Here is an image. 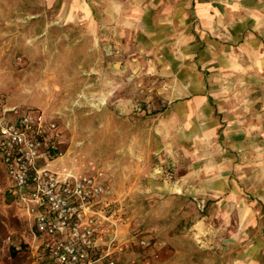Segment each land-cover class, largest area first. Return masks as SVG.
<instances>
[{
    "label": "rangeland",
    "instance_id": "374dc122",
    "mask_svg": "<svg viewBox=\"0 0 264 264\" xmlns=\"http://www.w3.org/2000/svg\"><path fill=\"white\" fill-rule=\"evenodd\" d=\"M112 1L124 12L118 18L131 20L133 6L144 0ZM54 2L0 0V97L18 111L53 117L66 160L80 172L103 170L110 220L103 228L115 232L120 258L214 264V249L195 233L215 229L206 221L215 215L224 217L226 242L238 239L234 249L263 241L264 45L257 41L264 39V0H252L255 6L240 15L254 29L246 38L254 46H229L236 37L217 19L220 27L206 38L194 12L185 16L187 27L174 20L177 27L145 40L104 13L116 10L110 0H84L92 13L62 24ZM40 7L50 13L40 14ZM139 7L157 10L152 0ZM191 24L208 50L196 57L187 37ZM190 93L210 94L220 115H208L206 97ZM222 182L223 190H209ZM8 187L0 163V264H45Z\"/></svg>",
    "mask_w": 264,
    "mask_h": 264
},
{
    "label": "built area",
    "instance_id": "2783aa9c",
    "mask_svg": "<svg viewBox=\"0 0 264 264\" xmlns=\"http://www.w3.org/2000/svg\"><path fill=\"white\" fill-rule=\"evenodd\" d=\"M64 143L53 117L39 109L9 108L0 97V163L8 193L39 240L45 264H145L141 258L122 260L115 232L103 228L110 221L103 170L51 167L64 154Z\"/></svg>",
    "mask_w": 264,
    "mask_h": 264
},
{
    "label": "crops",
    "instance_id": "0c3cea01",
    "mask_svg": "<svg viewBox=\"0 0 264 264\" xmlns=\"http://www.w3.org/2000/svg\"><path fill=\"white\" fill-rule=\"evenodd\" d=\"M46 0L48 6L51 5L53 2L55 3L53 7V13L58 16L57 21L59 23H64V20H69L70 18H79L80 16H86L90 15L92 13V8H88L86 2L81 0H72V6H67L65 3L61 2L58 3L59 0ZM64 1V0H60ZM70 1V0H69ZM123 2V0H121ZM154 8H157V10L154 12L145 11L144 9L140 8L139 6L143 5L146 0L143 2H140L139 5L133 6L134 9H132L131 15H137V17H133V19L129 20L126 19H119L118 15L123 16L124 12H120L118 14V7L117 3L110 0V7L115 6L116 10H113L112 8H104V13L106 15H109L111 19H113V16H117V21L121 24V29L124 28L125 31L130 30H136L138 31V36H143L145 40H150L154 37H160L161 33L167 32V30H171L173 27H177V24L175 25L174 20L179 21V25H182L186 21H189L190 17H194L191 13L194 12L195 18L197 19L198 26L200 27V30H204L205 34L208 31L215 30L220 27L214 25L215 19L221 22L222 21V28L224 27L230 36H235L234 40L228 41L227 44L229 46L233 45H257V42H261L264 45V39L261 37V35L258 36L259 41L255 42L250 41L248 42L247 39L251 37V35L254 34V29L252 26L246 25V22H244L240 15L244 12H249L252 7L255 6L254 3H252V0H152ZM138 4V3H137ZM133 5V4H132ZM156 6V7H155ZM226 6H231L232 10L231 12L229 9L226 10ZM142 10V11H140ZM136 12L138 14H136ZM40 14H49V7L43 8L40 7L39 10ZM191 15L190 17L187 14ZM153 15V17H152ZM79 16V17H78ZM229 17H234L232 20V23L226 25V19ZM192 21V20H191ZM109 23V21H108ZM48 23L46 26L48 27ZM60 24H58L59 26ZM186 25L187 24H183ZM190 34L187 36L190 38L192 45L195 47L194 51V57L197 56V53L199 51L202 52V54H205L208 52L207 49H205L203 44H205V39L200 36L197 30L193 28V24L190 25ZM187 29V28H186ZM150 32H154L150 33ZM250 35V36H249ZM185 36H181L180 38L184 39L187 38ZM210 37L209 34H206V38ZM248 37V38H247ZM247 38V39H246ZM95 45H99L97 40L94 41ZM190 47H193L190 45ZM204 49V50H203ZM203 50V51H202ZM200 52V54H201ZM205 74L208 73L207 71L204 72ZM192 94V93H190ZM194 95H200V97H206V104L202 105V110H207V114L212 113L213 115L217 114L220 115V109L217 108L216 104L212 103V98L210 94L200 93V94H192ZM5 102V100H4ZM5 106L11 108L16 107L14 105H8L5 102ZM211 114V115H212ZM212 115V116H213ZM229 117H233L232 115H229ZM214 121V118L211 120ZM219 125V123L217 124ZM217 129H220L218 127ZM222 133V132H221ZM224 135V134H220ZM61 150L64 152V154L61 157L55 158L50 162L51 167H53L56 170L64 171L67 169H74L77 173H83L80 172L78 169H76V165L69 163L66 160V156L68 154L67 148L65 146V143L61 145ZM106 176L104 180V186L106 188ZM224 189L223 182L220 183V186L211 187L209 190L214 191H220ZM209 203L207 202V205ZM27 219V218H26ZM208 219H212V222L216 223L215 229L209 228L208 230H202L199 233H195V235H200V240H202V245H205L206 248L214 249L212 253H216L214 255H217L218 258L216 259V262L214 264H264V240H257L255 241H249L247 244H245L244 248H236L235 246H240V243L238 242V239L233 237L232 241H227L223 237V233L225 230L224 227V217L221 215H215V216H209L206 217V221ZM234 219V218H233ZM28 221V220H27ZM242 218L241 216L238 217V220L236 221L238 228L241 226ZM257 221V220H256ZM29 223V221H28ZM235 235H240V232ZM192 237V236H191ZM196 237V236H195ZM232 251V252H231ZM226 255H230L227 258H225Z\"/></svg>",
    "mask_w": 264,
    "mask_h": 264
}]
</instances>
